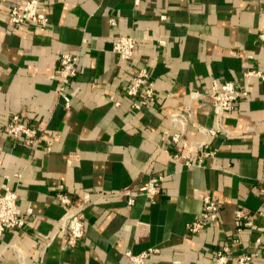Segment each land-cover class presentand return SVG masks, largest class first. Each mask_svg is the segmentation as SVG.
<instances>
[{"label":"crops","instance_id":"1","mask_svg":"<svg viewBox=\"0 0 264 264\" xmlns=\"http://www.w3.org/2000/svg\"><path fill=\"white\" fill-rule=\"evenodd\" d=\"M22 1L0 5V180L11 177L20 209L31 214L24 230L0 237V264L19 263L13 246L24 264H135L127 252L151 248L159 250L144 264H215L224 246L233 257L261 255L264 79L247 71L264 73V0H44L48 27L12 26L7 5ZM124 35L137 40L130 61L113 51ZM64 52L79 55V75L61 93ZM142 67L157 98L137 111L139 99L126 90ZM225 81L250 95L221 121L207 102L189 111L190 91ZM173 112L188 121L178 142L164 137L181 131L170 123ZM14 113L43 131L51 150L12 139L6 126ZM220 125L230 133L217 132ZM160 174L153 201L140 195L129 204L119 194ZM61 192L74 206L88 202L86 235L74 246L55 236ZM206 194L218 200L219 217L191 233L187 224L201 216Z\"/></svg>","mask_w":264,"mask_h":264},{"label":"built area","instance_id":"2","mask_svg":"<svg viewBox=\"0 0 264 264\" xmlns=\"http://www.w3.org/2000/svg\"><path fill=\"white\" fill-rule=\"evenodd\" d=\"M140 0H136L139 3ZM10 0H0V5ZM44 0H24L22 3H9L7 5L10 13V24L12 26L21 25L25 23H34L41 27H48L50 25V17L48 12L43 8ZM115 23L114 19L111 20ZM261 40H264V32L259 34ZM137 40L133 36H120L113 42V51L121 55L125 61H130L136 51ZM79 75V55L71 52H64L60 58V71H59V91L65 92L70 83ZM247 76H258L264 79V73L258 69H250L247 71ZM126 94L131 97H137L139 100L133 103V108L137 111L142 109L143 106L153 103L157 98L156 84L151 78V75L146 67L139 68L134 74L131 84L126 90ZM250 95L246 88L238 87L233 81H225L224 83L215 85L211 92L192 90L190 91L191 104L189 111L192 110L195 102L209 103L216 113L219 121L223 117L234 110L237 101L247 98ZM114 104L119 105L118 101H113ZM67 107L70 104L67 103ZM170 123L175 127H180L181 131L169 134L164 133L165 139H170L172 142H178L185 133L188 121L185 115L179 112H173L170 115ZM218 131L230 133L229 130L224 129L220 125ZM7 134L15 140L22 139L30 144L35 150L38 148H45L51 150L52 142L45 139L43 131L39 128L24 122L18 113H14L6 126ZM212 133L216 131L212 130ZM202 143H192L197 146ZM188 151L183 155L185 164L191 165ZM177 157V155H173ZM4 181L0 180V237L8 229L24 230L27 226L28 217L31 211H27V215L22 212L18 204V192L15 188L11 187L9 180L11 177L6 176ZM19 181L22 178V173L14 175ZM165 176L152 175L146 182L140 183L134 188L123 189L119 192L121 195L127 197L128 203H135L136 197L143 195L150 200H154L162 190V184ZM58 197L62 206L64 207L63 214L57 220V229L55 236H61L66 240L67 245L74 246L81 243L86 235V208L88 202L81 203L77 206L72 204V198L66 193H58ZM204 209L200 217L189 222L187 229L191 233H199L203 231L211 222H214L219 217V202L210 194H206L203 198ZM237 217L240 221L246 218L244 211H237ZM244 225H250L251 221H243ZM241 229V228H240ZM262 244L261 255H248L241 254L239 256L229 255L230 249L228 246L221 247L215 251V264H227L229 261L236 264H254V260L261 257L264 259V240H260ZM14 251L19 257L18 264H24V258L17 249L13 246ZM158 248H151L139 254L131 251L127 252L130 260L135 264H144L146 258L152 252H158Z\"/></svg>","mask_w":264,"mask_h":264}]
</instances>
